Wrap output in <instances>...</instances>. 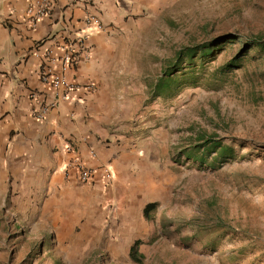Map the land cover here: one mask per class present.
<instances>
[{
  "label": "rangeland",
  "instance_id": "rangeland-1",
  "mask_svg": "<svg viewBox=\"0 0 264 264\" xmlns=\"http://www.w3.org/2000/svg\"><path fill=\"white\" fill-rule=\"evenodd\" d=\"M136 17L121 123L155 156V206L78 249L1 203L0 264H264V0H152Z\"/></svg>",
  "mask_w": 264,
  "mask_h": 264
},
{
  "label": "crops",
  "instance_id": "crops-1",
  "mask_svg": "<svg viewBox=\"0 0 264 264\" xmlns=\"http://www.w3.org/2000/svg\"><path fill=\"white\" fill-rule=\"evenodd\" d=\"M35 1L48 2L50 14L33 24L28 8ZM151 2L0 0V204L22 220L34 219L36 231L53 232V244L85 249L120 228L132 232L145 206L157 201L151 194L155 156L142 146V134L121 123L125 93L134 89L125 76L133 72L126 61L132 56L129 33ZM89 14L100 29L86 24ZM73 32L84 37L80 46L87 50L62 70V45ZM43 64L80 88L37 118L31 93L42 101L54 96L40 81ZM66 143L75 152L65 151ZM74 158L91 171L86 181L71 164Z\"/></svg>",
  "mask_w": 264,
  "mask_h": 264
},
{
  "label": "built area",
  "instance_id": "built-area-1",
  "mask_svg": "<svg viewBox=\"0 0 264 264\" xmlns=\"http://www.w3.org/2000/svg\"><path fill=\"white\" fill-rule=\"evenodd\" d=\"M28 13L31 22L34 24L39 18L50 14V4L45 1H35L34 4L28 8ZM87 25L96 24V28L100 29L101 26L97 24L95 15L89 14L85 20ZM84 37L77 32H73L71 36L64 40L62 45V54L58 61L61 64V69L64 70L76 63L80 52H86L85 47H81ZM79 46V49H76ZM39 78L43 84H49L54 89V96L51 101H42L38 92H32L31 97L38 102V108L34 115L37 118H43L48 110L55 106L60 99L68 97L73 91L80 88V85L74 83L65 82L63 77L57 74L51 65L43 64L39 69ZM61 87L63 90L61 91ZM85 91H92L93 86L91 84H85L82 86ZM65 151L75 152L74 145L72 143H66ZM71 164L80 168V178L82 181H86L91 177V171L86 168H81L80 162L77 158L71 161ZM109 177V175H108Z\"/></svg>",
  "mask_w": 264,
  "mask_h": 264
},
{
  "label": "trees",
  "instance_id": "trees-1",
  "mask_svg": "<svg viewBox=\"0 0 264 264\" xmlns=\"http://www.w3.org/2000/svg\"><path fill=\"white\" fill-rule=\"evenodd\" d=\"M258 42V41H257ZM257 46H260L261 48L264 49V41L263 42H258L256 43ZM210 47L209 45H203L202 47H200L199 49V52H206V50H209ZM195 50L196 48H187L186 51H184L182 53V55L184 56H188V58L190 60L193 59V57L195 56L194 53H195ZM180 55V53L178 54V56ZM168 77V76H167ZM169 79V78H168ZM168 79H165L164 77L160 79L159 83L156 84V89H157V92L158 90L160 89V87L164 84L166 85V82L168 81ZM171 81V79H169V82ZM205 138V137H204ZM204 146L206 147V149L208 151H212L214 150L215 151V157L214 159L215 160H218V159H222V160H225L227 157H231L232 156V153H233V149L231 147H228V146H225V145H222L220 142L218 141H210L205 139L204 140ZM188 150L184 149L181 151L180 154L182 155H185V157L187 159H191L193 158L191 153L187 152ZM155 206V203H150V204H147L144 208V211H143V216L145 218H148L149 216V211L150 209H152L153 207ZM139 244V241H135L131 247H130V250H129V256L133 259H135L137 256H138V251H137V246Z\"/></svg>",
  "mask_w": 264,
  "mask_h": 264
}]
</instances>
